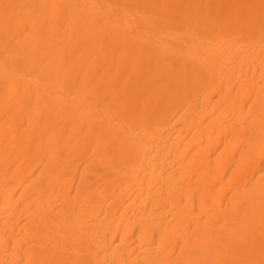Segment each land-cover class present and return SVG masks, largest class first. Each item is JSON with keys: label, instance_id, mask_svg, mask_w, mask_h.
Wrapping results in <instances>:
<instances>
[{"label": "bare ground", "instance_id": "obj_1", "mask_svg": "<svg viewBox=\"0 0 264 264\" xmlns=\"http://www.w3.org/2000/svg\"><path fill=\"white\" fill-rule=\"evenodd\" d=\"M0 264H264V0H0Z\"/></svg>", "mask_w": 264, "mask_h": 264}]
</instances>
